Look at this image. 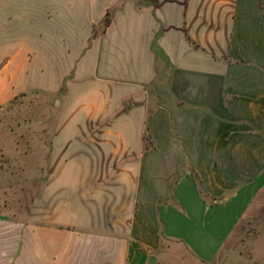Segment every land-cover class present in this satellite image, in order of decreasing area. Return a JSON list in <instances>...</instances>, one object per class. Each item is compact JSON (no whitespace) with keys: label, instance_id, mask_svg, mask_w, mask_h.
<instances>
[{"label":"crops","instance_id":"1","mask_svg":"<svg viewBox=\"0 0 264 264\" xmlns=\"http://www.w3.org/2000/svg\"><path fill=\"white\" fill-rule=\"evenodd\" d=\"M34 89L65 153L0 264H220L264 190V0H0V106Z\"/></svg>","mask_w":264,"mask_h":264},{"label":"rangeland","instance_id":"2","mask_svg":"<svg viewBox=\"0 0 264 264\" xmlns=\"http://www.w3.org/2000/svg\"><path fill=\"white\" fill-rule=\"evenodd\" d=\"M57 108L54 98L35 89L0 106V215L19 218L31 211L37 185L47 178L31 170L45 167L51 141L56 154L65 153L64 144L57 137L52 140ZM218 259L220 264H264V190L224 242Z\"/></svg>","mask_w":264,"mask_h":264},{"label":"trees","instance_id":"3","mask_svg":"<svg viewBox=\"0 0 264 264\" xmlns=\"http://www.w3.org/2000/svg\"><path fill=\"white\" fill-rule=\"evenodd\" d=\"M110 21H111L110 12L107 11L106 16H105V18H104V20L102 22V27H101L102 31L105 30V28L109 25Z\"/></svg>","mask_w":264,"mask_h":264},{"label":"water","instance_id":"4","mask_svg":"<svg viewBox=\"0 0 264 264\" xmlns=\"http://www.w3.org/2000/svg\"><path fill=\"white\" fill-rule=\"evenodd\" d=\"M153 261H154V259H153V258H151V259H150V263H153Z\"/></svg>","mask_w":264,"mask_h":264}]
</instances>
